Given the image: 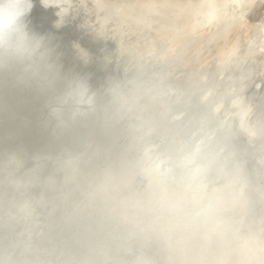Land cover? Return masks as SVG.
Wrapping results in <instances>:
<instances>
[{
    "label": "bare ground",
    "instance_id": "1",
    "mask_svg": "<svg viewBox=\"0 0 264 264\" xmlns=\"http://www.w3.org/2000/svg\"><path fill=\"white\" fill-rule=\"evenodd\" d=\"M102 1L108 6L106 8L109 12L118 11L122 14L121 17L126 16L136 22L138 20L143 24H140L141 28L147 26L138 34L142 37V43L131 42L140 50L139 55L145 57H151L150 54L157 49V45L159 48L154 52L158 53L161 45L163 49L161 41L164 44L167 42V45L172 42L168 39L173 32L176 35L186 34L195 29L194 34L198 28L210 25L208 34L205 31L208 38L205 37V42L202 40L205 45L201 44L202 47L194 50L196 53L203 49L206 51L210 44L211 49L219 47L220 41L224 44L227 36L242 23L250 25L254 33L250 32L251 38L241 47L240 54L236 49L242 44L240 41L244 31L242 38L237 36L240 39L233 42V46L230 44L232 47L228 45L230 49L238 47L234 48L232 63L227 55H231L234 50L230 54L232 49L228 50L224 45L223 49L229 51L225 56V52L217 48L222 52L218 55L228 58L224 59L225 63H231L229 65L234 69L233 72L236 71L235 75L230 74L232 69L228 71L229 65L227 67L224 60L223 63L217 62L219 66L222 63L221 70L218 68V71L211 69L205 62L202 66L195 63L191 70V63L188 66L185 60L176 61L177 58L180 61L181 57L182 60L185 59L187 54L185 47L183 49L181 45L187 43L185 46H188L193 38L191 49H194V41L200 40L199 36L195 39L196 32L194 36L190 33L191 38L187 34L185 38L184 34L177 35L179 37L174 34L173 39L184 38L183 43L180 40L181 44L178 40L180 46L177 49L181 47L180 50L177 52L176 42H172L175 47L172 43L170 46L175 48L176 53L174 55L172 52L174 56L170 57L171 51L166 45L169 54L161 64V60L156 61L159 64H154L156 69L148 78L153 79L167 70L168 65L174 62L171 60L175 58L179 73L174 81L181 78L185 80L188 74L208 80L213 77L205 86L207 88L213 83L220 84L221 91L217 93L221 95L229 91L227 82L234 75L237 81L233 79L232 82L236 81L235 83L229 82L233 84L231 102L238 104L244 99L247 106L254 108L250 119L264 124V0ZM210 5H216L220 9V15L215 22L208 24L202 13ZM148 28L155 35L149 34ZM95 30L97 28L92 31L94 34L106 38L99 30ZM120 32H113L119 37L117 39L122 38L119 36ZM137 32V29L131 31L132 38ZM185 39L188 41L185 42ZM238 42L239 45H236ZM70 44L80 56L89 52L81 40L71 38ZM103 48L98 50V53L104 52L101 55L110 56L116 52L113 51L114 48ZM160 52L158 54L163 55V51L162 54ZM208 54L209 52L204 53L206 56ZM215 54L213 58L219 57L221 60L222 57H214ZM210 58L207 56V59ZM114 63L111 61L108 64L115 67ZM70 67L64 70L65 74L85 77L88 73L87 70L80 71L81 68ZM222 68L230 76L225 75L223 78L222 75V79H219V72H226ZM129 70L131 74L125 77L134 79L121 77L123 73L116 69L115 73L119 75L121 82L113 89L111 86L116 82L110 79L107 80L110 84L101 86L102 95L107 100L103 108L98 104L92 117L63 134H56L51 125H45L46 109L41 107L45 103L43 97L10 84L0 87V98H8L7 102L0 100V264H57L56 261L59 264H264V210L256 216L248 217L249 207L241 205L247 192L237 193L240 188L251 191L260 183L264 185V134L259 137L250 134L248 123L252 120H243V137L240 138L244 140L240 146L245 150L251 148L249 156L245 158L246 161L250 158V162L242 166L243 170L229 169V173H226L228 169L225 167L214 166V175L207 183L204 172L200 177L192 175L196 167L194 164L203 165L208 161V155L199 160L192 161L191 158L198 128L193 134L195 138L191 139L192 142L185 149L180 150L181 152L178 151L179 148L175 150L178 153L176 161L171 159L174 148L166 143L169 142L168 137H174L168 135L166 129L177 125L175 117L166 122L157 134L139 139L163 110L149 94L125 101L124 93H138L132 80L143 76L139 75V69ZM227 76L229 77L226 78ZM89 83L94 91L99 92L100 88L96 87L94 81ZM244 86L246 89L243 93L235 92ZM141 105H144L145 113L124 123L126 117L134 115L126 113ZM234 119H237L236 115ZM132 130H138L141 134L131 135L134 138L128 137L126 131ZM178 133H182L181 128ZM252 136H257L256 142H253L255 139ZM74 137L75 140L69 139ZM159 143L162 147L166 146L168 151V158L165 157L164 160H172L175 166V171L171 174L168 162L160 160L155 163L150 157V152L159 150ZM143 149L147 152L145 156ZM20 158H25L26 164L19 165ZM67 166L70 168L67 169ZM231 174L232 177L226 178ZM19 178L21 180L17 181ZM185 178L190 181L186 182ZM184 180L186 184L179 185ZM255 200L257 204L264 205V187ZM189 202L193 205L190 206ZM230 214H233V221L228 223ZM174 227L177 231L171 233L170 230ZM190 237H194L193 241L186 248L181 247L180 243ZM147 244L150 246L145 247Z\"/></svg>",
    "mask_w": 264,
    "mask_h": 264
},
{
    "label": "water",
    "instance_id": "2",
    "mask_svg": "<svg viewBox=\"0 0 264 264\" xmlns=\"http://www.w3.org/2000/svg\"><path fill=\"white\" fill-rule=\"evenodd\" d=\"M33 5L32 11L28 17L29 27L35 33L49 39L51 45L55 49L56 56L58 55V62L63 73H66L64 70H67V67L73 65L76 68L78 67V69L81 68L80 71H88L85 77L89 82L94 81L96 83L101 82L110 84V81L107 82L108 79L105 71L107 67H111L108 69L111 72L108 73L114 75L116 69L108 65L111 61H114L118 65H122L121 67L123 70L121 69V72L123 73V77H125V75L127 76V73H125L129 71L127 69H139L141 71L139 75L143 76L141 78L139 77V81V78L135 80V85L137 86L136 92L138 93H124L125 101L128 102L133 100L134 97L138 99L141 98L143 94H149L154 103H159V105H161L163 112L154 118L153 123L151 122L150 124V128L147 131L144 130L145 132L143 131V135H141L139 139H143L144 136L147 137L157 134L161 131V127L165 126L166 122L175 117V119H177V121L175 120L177 125L173 128L171 127L169 130L166 129L168 135L174 136L168 137L169 142H166L174 148L171 159L175 160L177 158L178 153H175L176 149L179 148L178 151L181 152L180 150L185 149L187 145L192 142L191 139L194 137L193 134L196 128H198V134L196 137V144L193 148L194 154L191 156L192 161L195 159H202L203 156L208 155V161L205 164H194L196 167L192 171V175L195 177H200L204 172V180L209 183L214 175L212 172L214 166L219 165L223 168L225 167L228 169L226 173H229V169H238V171H241L244 164L248 165L251 159L249 158L246 161L245 158L249 156L251 148L248 150L241 149L240 143L243 144L242 140L244 139L240 137L244 129L243 120L246 121V119H248L247 122L249 121L253 116L254 108L252 106H247L244 99H241L238 104L231 103V97H229L231 90L219 95L217 92L221 91L219 90L220 84L213 83L206 88L205 85H207V81H211L213 77L208 80L204 79L205 77L202 76L196 78L195 75L188 74L185 80L181 78L177 82L174 81L173 79H175V76L179 73L176 70L178 66L176 61L179 62L178 58L176 61L175 58L171 60H174V62L170 61L171 64L168 65L167 70L154 76L153 79L148 78L156 69L154 66L155 61H150V57L140 56V50L131 43L135 42L134 44H138L140 40H142V37L138 34H140L141 30L146 29V25V27L141 28L140 24H143L138 20L136 22L126 16L121 17L122 14L118 11L114 13L109 12L107 10L108 6H106L102 0H33ZM94 28H97L106 38H102L96 33L94 34L92 32ZM133 29H137L138 32L134 34L132 38L130 33ZM97 30L95 31L97 32ZM114 31H121L119 36H122V38L117 39L118 36L116 37L113 33ZM71 38L81 40L90 53L88 52V54L84 56L78 55V51L70 44ZM140 43H142V41ZM101 47L114 48L113 51L116 52L110 56L101 55L104 53H98ZM133 49L134 52H132ZM166 53L168 54V51H166ZM64 64H66L65 68ZM73 66L70 67V69L74 68ZM214 76H216V74ZM230 81L232 82V78H230ZM120 82L121 79L116 80V83H114L111 88H115ZM245 89L246 86L235 92L240 94L243 93ZM96 93L98 100L104 99L103 93ZM117 94H119V92H117ZM23 96L25 98L26 93H24ZM2 99L6 100L4 97ZM105 101L107 102V100ZM196 103L198 105H196ZM200 105L203 106L200 107ZM41 107H44V105L41 104ZM138 108L139 107L133 108L126 113L130 115L134 113V118H132L133 116L126 117L127 119L124 123L138 118L145 113L144 105ZM235 115L237 119H234ZM190 118H192V120ZM250 122L248 123V129L251 130L250 132L248 131L250 134L258 135V137L264 134V124H262V122L253 120ZM180 128L182 133L179 134L178 129ZM126 134L128 137H132L131 135H140L141 133L138 132V130H132L126 131ZM255 137H253L255 139L253 142H256V139H258L257 136ZM69 139L75 140V137ZM151 145L153 146V144ZM160 145V143L157 145L159 146L158 151L149 153L150 157H152V160H155V163H159L160 160H162L163 163L168 162L167 167L171 174L175 171V166L173 162H171L172 160L170 162L169 160H164L165 157L168 158V151L165 148L166 146L162 147V145ZM142 152H144V156L147 154L144 149ZM24 159L25 158H20L18 164H26ZM18 164H15V166ZM130 164L131 163L128 165L130 166ZM98 165L99 163L97 166ZM107 168H110V166ZM230 177H232V174L228 175L226 178ZM260 177L262 176L260 175ZM19 180H21V178L17 181ZM183 184H186L185 181H182L179 185ZM263 187V183H260L251 191L241 188L237 191L239 194L244 193L243 191L247 192V196L241 201V205L244 204L249 207V211L247 212L248 217L251 215L256 216L262 209L264 210V205L260 203L257 204V200H255V198L260 195ZM188 204L190 206L193 205L191 202ZM241 205L240 207L242 208ZM134 209L135 208H133L132 211H134ZM132 214L133 212H131V215ZM135 214L136 211L134 212V215ZM232 221L233 214H230V218L227 222L230 223ZM176 231L175 227L170 230L171 233H175ZM193 239L194 237H190L182 241L180 243L181 247L186 248ZM147 246H150V244H147L145 247ZM51 250L54 255L53 247ZM56 263L59 264L58 261H56Z\"/></svg>",
    "mask_w": 264,
    "mask_h": 264
},
{
    "label": "clouds",
    "instance_id": "3",
    "mask_svg": "<svg viewBox=\"0 0 264 264\" xmlns=\"http://www.w3.org/2000/svg\"><path fill=\"white\" fill-rule=\"evenodd\" d=\"M33 6V0H0V87L43 97L45 125L63 134L95 114L98 96L86 77L63 73L49 39L30 29ZM219 15L216 5L202 13L208 24Z\"/></svg>",
    "mask_w": 264,
    "mask_h": 264
},
{
    "label": "rangeland",
    "instance_id": "4",
    "mask_svg": "<svg viewBox=\"0 0 264 264\" xmlns=\"http://www.w3.org/2000/svg\"><path fill=\"white\" fill-rule=\"evenodd\" d=\"M244 24H245V25H244ZM247 26H248L249 28H248ZM204 27H205V28H204ZM204 27H201L200 29L198 28L199 31H197V30H198V29H197V30L195 31L194 34H193V32H194L195 29L192 30L193 32H190V33L193 34V36L196 34V32H197V34H198V33H199V34H200V33L202 34V35H201V34H200V35H197V34H196V36H195L196 38H195V39L197 40V39L199 38L200 40H198V41H194V42H195V45L193 44V45L195 46L194 49H193V47H192V49H191V46H192V45H191V42H193L194 38H193V40L191 39L192 41H190V44H189V42H188V46H187V45L185 46V44H187V43H184L183 45H181L182 47H183V46L185 47V51H186L185 54H187V55H185V56L183 55V56L185 57V59L182 60V59H181L182 57H181L179 62H182V61L184 62V60H185V64L188 65V66H189L190 63H191V65H190V66H191V67H190L191 70L193 69L195 63H196V65L199 63V66L205 65V63H207L208 65L211 66V69L213 68V69H216V70L218 71V70H219L218 68L221 67V64L223 63V60L227 58V57L225 58V56H226L225 54H226V52H227V54H228L229 51H227L226 49L229 48V46L232 47V46L234 45L233 42H234V43L237 42V41L240 39V38H239V39H237V38H238V37H241V38H242V35L244 34V35H243V38H242L241 41H240V43H242V44H240V48H238V47L236 46V47H233V49L231 48L232 50H231L230 48L228 49V50H231V51L229 52V53L231 54L232 51L234 50V48H235V49L238 48V50L236 49V51H237V52L239 51L238 53L240 54V49H241V47H242V46L244 47V45L246 44L245 42H248L249 38H251L252 33L250 34V32L252 31V32L254 33V31H253V29L251 28L250 25H246V23H242L241 25H239V27H237V28L235 29L236 31L233 30V31L228 35L229 37L227 36V38H228L229 40H228V39H225L226 41L224 40V44H222L223 41H220L221 43L219 42V47L217 46V44L215 45V46H217V48H218L220 51L223 50L222 52H225V53L223 54V55H225L224 58H223V55L220 56V55L222 54V52H219V50H218L216 47H215L214 49H211V48H210V45H211V44H210L209 46L207 45L206 49H207V48H209V49H207L206 51H204V49L202 50L203 52H202V51H201V52L197 51L196 53L198 54V52H199V54H200V55H199V54L197 55V54L194 52V50H198V49H199V46L202 47L203 45H205V43H203L202 40H204V42H205V41H206V40H205V39H206L205 37L208 38V35H206V33L208 34V31H209V30H207V29H208V27H211V26L208 25V26H204ZM203 28H204V29H203ZM209 29H210V28H209ZM149 30H150V28H148V33H149V34H150V33H151V34L153 33V35H155V32H153V30H152V32H149ZM203 30H204V31H203ZM248 30H249V31H248ZM205 31H206V33H205ZM243 31H244V33H243ZM202 32H203V33H202ZM236 32H238V33H240V34H238V33H236ZM177 33H178V32H177ZM190 33L187 32L186 34L190 36ZM204 33H205V35H204ZM242 33H243V34H242ZM247 33H248L249 35H248ZM145 34L147 35V30H146V33H145ZM145 34H144V35H145ZM170 34H171V33H170ZM170 34H169V35H170ZM174 34H175V32H173V33L171 34L172 37H169V39H168V38H167V39H168L169 41H172L174 44H175V42H176V51H177L178 49L180 50V48H181V47H180V48L177 49V46H178V47L180 46L178 43H179V41L181 40V39L179 40V38L176 39V37H179V36H177V35H182V34H184V35H183V37H184L186 34H185V33H182V34L179 33V34H177V35L175 34L176 37H175V39H173ZM231 34H232V36H231ZM169 35H168V36H169ZM171 35H170V36H171ZM240 35H241V36H240ZM151 36H152V35H151ZM189 36H188V37H189ZM198 36H199V37H198ZM233 36H234L235 38H234ZM237 36H238V37H237ZM157 37H158V36H157ZM183 37L181 36L180 38H183ZM197 37H198V38H197ZM200 37H202V38L204 37V38L201 39ZM231 37H232V38H231ZM154 38H155V36H154ZM184 38H185V37H184ZM184 38L182 39L183 41H184ZM186 38H187V36H186ZM190 38H191V36H190ZM190 38H189V39H190ZM263 38H264V36H263ZM152 39H153V38H152ZM156 39H157V38H156ZM170 39H171V40H170ZM235 39H237V40H235ZM245 39H246V40H245ZM173 40H174V41H173ZM178 40H179V41H178ZM182 40H181V41H182ZM207 40H208V39H207ZM231 40H233V41H231ZM242 40H243V41H242ZM166 41H167V40H166ZM181 41H180V44H181ZM183 41H182V43H183ZM187 41H188V39H187ZM187 41H186V39H185V42H187ZM172 42H170V43L168 42V45H167V42H166V44H164V43L161 41L160 44H163V49L161 48V47H162V45H161L160 49H162V50L159 49V52H160V51H161V52L163 51V55H159V54H158L159 52L157 53V51L154 52L155 50H157V49L159 48L158 45H157V47H156L157 49L154 48L155 50L152 51V53L150 54V56H151L150 58H152V60H153V58L155 57V55H156V56L159 55V56H157V57H159V58H157V57L154 58L155 65H158L159 63L161 64V63L163 62L162 60L166 58V56H167V55H166V54H167V53H166V49H167L168 47H169V51H171V52H170V57H172V56L175 55V53H176L175 50H174L175 48L173 49V47H175V46H174V44H173ZM227 42H228V44H227ZM229 42H230V43H229ZM171 43L173 44V45H172L173 47L170 46ZM196 43H199L200 45H198V44H196ZM243 43H244V44H243ZM201 44H203V45L201 46ZM220 44H221V45H220ZM230 44H232V46H231ZM166 45L168 46L167 48H166ZM189 45H190V46H189ZM196 45H197L198 47H197ZM224 45H225L226 49H223ZM226 45H227V46H226ZM228 45H229V46H228ZM236 45H239V42H238V44H236ZM159 46H160V45H159ZM164 47H165V48H164ZM184 47H183V49H184ZM196 47H197V48H196ZM220 47H221V48H220ZM243 47H242V48H243ZM105 48H108V47H105ZM187 48H189V49H187ZM172 49H173V51H172ZM186 49H187L188 51H187ZM215 49H217V52H216ZM221 49H222V50H221ZM208 50H209V51H208ZM210 50H211V51H210ZM167 51H168V49H167ZM169 51H168V52H169ZM191 51H192V52H191ZM213 51H215V53H216L217 55H216L215 53H212ZM161 52H160V53H161ZM172 52H173V53H172ZM174 52H175V53H174ZM177 52H178V51H177ZM187 52H188V53H187ZM208 52H209V54H208L207 56H208V58L211 57L210 60L207 59V56H206V55H204V53L207 54ZM210 52H211V53H210ZM155 53H156V54H155ZM164 53H166V54L164 55ZM171 53L174 54V55H172ZM191 53H192V54H191ZM234 53H235V50H234V52L231 54L232 56H231V55H227V56H229V59H230L231 63H232L233 60H234V58L231 59V57L235 56ZM152 54H153L154 56H153ZM161 54H162V53H161ZM168 54H169V53H168ZM190 54H191V55H190ZM194 54H196V55L194 56ZM214 54H215L214 57H217V56H220V58L222 57L221 60L218 59L219 57H217V58L214 59V58H213V55H214ZM218 54H220V55H218ZM171 55H172V56H171ZM202 55H204V57H203ZM210 55H211V56H210ZM152 56H153V57H152ZM160 56L162 57V59H161ZM196 56H197V58H196ZM199 56H200V57H199ZM236 56H238L237 53H236ZM170 57H169V55H168V58H170ZM184 57H183V58H184ZM190 57H191V58H190ZM198 57H199V58H198ZM238 57H239V56H238ZM147 58H148V57H147ZM150 58H149V59H150ZM168 58H167V59H168ZM189 58H190V59H189ZM195 58H196V59H195ZM204 58H205V59H204ZM186 59H187V62H186ZM197 59H199V61H198ZM227 59H228V58H227ZM227 59H226V60H227ZM235 59H237V58L235 57ZM159 60H161V62H160ZM189 60H190V62H189ZM192 60H193V62H194V61H195V62L193 63ZM196 60H197V61H196ZM206 60H207V61H206ZM211 60H212V61H211ZM213 60H215V61L217 60L215 64H214L215 61H213ZM156 61H159V63H157ZM166 61H167V60H166ZM200 61H201V62H200ZM218 61H219V62H220V61L222 62V63L220 64V66L217 65V64L219 63ZM230 61H227V62H230ZM164 62H165V61H164ZM188 62H189V64H188ZM197 62H198V63H197ZM203 62H205V63L203 64ZM209 62H210L211 64H210ZM217 62H218V63H217ZM225 62H226V61L224 60V63H225ZM156 63H157V64H156ZM200 63H202V64H200ZM212 63H213L214 65H212ZM231 63H229V64L231 65ZM114 64H115V63H114ZM229 64L225 63V65H226L227 67H228ZM108 65H109V64H108ZM192 65H193V66H192ZM225 65H223L224 68H226ZM230 65H229V67H228V69H229L228 71H230V70L232 69V67H231ZM109 66H113V67H114L113 64H110ZM121 66H122V65H116V64H115V67H117V68H116L117 70H118V69H120V70L122 69V70H123V68H122ZM188 66H187V67H188ZM206 66H207V65H206ZM213 66H214L215 68H214ZM115 67H114V68H115ZM118 67H119V68H118ZM187 67H186V69H187ZM230 67H231V68H230ZM107 68L109 69L110 67H107ZM124 70H125V69H124ZM127 70H129V69H127ZM220 70H221V68H220ZM222 70L226 71V69H223V68H222ZM233 70H234V69L231 70L232 72H230V74L233 73V74L235 75V74H236V71L233 72ZM106 71H107V72H105V74H106L108 80L110 79V80L116 82V80L120 79V77H119V75H117V73H115V75H113V74L111 75V73H108V72H111L110 70H107V69H106ZM228 71H226L228 74H226V72H225V74H224V72H223V73H222V72H219V73L221 74V76H220V74H219V76H218V77H221V78H219V79H222V75H224L223 78L225 77V75H229V72H228ZM127 72H128V71H127ZM127 72H126V73H127ZM129 73H130V70H129V72H128L127 74H129ZM130 74H131V73H130ZM234 75H233V76H234ZM128 76H129V75H128ZM229 76H230V75H229ZM229 76H227L226 78H228ZM233 76L231 75V77H229V78H232V81H233V79L236 80V79H235L236 76H234V78H233ZM116 77H117V78H116ZM121 77H123V75H122ZM123 78H126V77H123ZM123 78H122V79H123ZM127 78H128V77H127ZM127 78H126V79H127ZM129 78H131V79L133 78V79H134V77H129ZM129 78H128V79H129ZM135 79H137V78H135ZM223 80H224V79H223ZM128 81H129V80H128ZM138 81H139V79H138ZM225 81L227 82L226 79H225ZM228 81H229L230 83H235L237 80L234 81V82H231L230 79H229ZM132 82H133L134 84H136V81H135V80H134V81L132 80ZM229 82H227V83H228V86H229L231 89H230L229 87H228V89H229V90H232V87H231V86H233V84H229ZM95 85H96V87H99V88H100L99 92L102 94V90H101V89L105 86V83H101V82L96 83V82H95ZM98 85H99V86H98ZM101 86H103V87H101ZM228 89H227V90H228ZM232 92H233V90L231 91V93H230L229 96L232 97V99H233V95H232L233 93H232ZM231 95H232V96H231ZM3 97L6 98V100H3V99H2ZM104 99H105V97H104ZM104 99H102L101 101L98 100V104H99V106L102 105L101 108H103V105H104L105 102H106V101H105L106 99H105V100H104ZM0 100L3 101V102H5V101L7 102L8 98H7L6 96H1ZM231 101H232V100H231V98H230V102H231ZM102 102H103V103H102ZM231 103H232V102H231ZM6 116H9V115H6ZM81 124H82V123H81ZM87 125H88V124H87ZM78 141H79V140H78ZM69 168H70V166H67V169H69ZM191 178H192V177H191ZM185 179H186V182L190 181V179H189V180H188L187 178H185ZM192 179H193V178H192ZM184 181H185V180H184Z\"/></svg>",
    "mask_w": 264,
    "mask_h": 264
}]
</instances>
